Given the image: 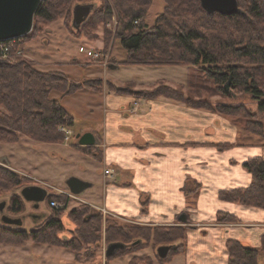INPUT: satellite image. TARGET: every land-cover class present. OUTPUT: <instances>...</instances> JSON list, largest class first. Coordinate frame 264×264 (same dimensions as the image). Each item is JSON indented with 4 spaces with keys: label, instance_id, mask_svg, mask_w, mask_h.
Returning a JSON list of instances; mask_svg holds the SVG:
<instances>
[{
    "label": "trees",
    "instance_id": "trees-1",
    "mask_svg": "<svg viewBox=\"0 0 264 264\" xmlns=\"http://www.w3.org/2000/svg\"><path fill=\"white\" fill-rule=\"evenodd\" d=\"M83 1L41 0L34 14V22L36 25L51 23L61 17L67 22L70 9ZM97 1L98 8L91 16L77 29L71 28L69 31L75 37H84V32L94 30L97 23L108 22L114 12L118 24L117 38L125 52V59L120 65L199 67L200 74L224 95H230L225 90L228 83L231 90L247 94L256 102L254 111L242 105H211L201 97L192 99L183 92L182 86L170 87L162 80L148 90L136 91L131 82L121 87L107 86L117 94L147 100L164 97L181 101L188 107L244 118L243 130L261 140L263 156L249 159L243 164L251 176L248 187L220 191L218 198L264 208V0H236L242 14L226 16L218 13L209 16L201 8L199 0H163L162 13L151 27H147L143 19L152 0ZM34 33L35 27L20 39L25 41ZM16 56L15 61L4 60L0 64V144L16 143L20 135L39 143H62L64 133L60 128H71L74 118L60 99L85 89L101 92L102 80L85 77L75 80L59 70H39L19 55ZM54 93L59 96H53ZM228 146L220 145L219 148ZM82 151L91 155L89 147ZM30 184L27 178L0 166V194L15 192ZM199 187L194 181H186L182 190L190 198ZM51 200L62 204L68 202L64 195L48 194V214L42 222L27 231L0 224V244L24 245L31 240L35 245L66 249L75 257L83 249H99L102 238L106 246L111 243L125 245L124 249L116 250L106 260L122 258L150 245L156 249L169 246L165 258L160 259L155 255V260L160 264H168L173 256L185 250L187 227L125 226L109 219L103 223L99 214L91 213L86 205H80L66 212L73 225L68 230L62 221L65 209L50 207ZM188 202V206L192 205L191 201ZM147 203L148 197L144 196L141 199L142 212ZM7 209L15 215L22 213L24 202L21 197L11 194ZM236 220L226 213L216 216L218 223H235ZM66 231L69 237L63 236ZM226 249L227 264H259L261 249L234 239L226 241ZM153 260L147 254L133 255L127 264H153Z\"/></svg>",
    "mask_w": 264,
    "mask_h": 264
},
{
    "label": "crops",
    "instance_id": "crops-1",
    "mask_svg": "<svg viewBox=\"0 0 264 264\" xmlns=\"http://www.w3.org/2000/svg\"><path fill=\"white\" fill-rule=\"evenodd\" d=\"M74 66L77 67L67 71L73 73L74 79L97 76L89 65L84 67L86 73L78 76L76 72L83 65L74 63ZM112 84L121 87L125 83ZM134 90L142 88L134 86ZM81 92L77 94L87 95ZM90 94L96 97L95 104L100 102V117L94 126L84 127L77 134L91 133L94 144L79 146L73 126L66 128L76 141L72 146L81 151L85 147L91 149L92 155L82 151L85 157L81 161L84 167L95 169L92 173L82 168V172L70 176L88 183L82 192L84 197L75 195L73 200L103 209L111 215L109 218L125 222L121 224L187 227L185 250L173 256L169 263L175 264V259L180 258L177 264H227L226 241L234 239L261 249L258 261L264 264V208L218 198L220 191L250 185L251 176L243 164L263 156L259 138L253 139L218 114L188 107L181 101L117 94L105 84L101 92ZM88 110L93 111L91 106ZM220 145L229 146L219 148ZM17 159L14 171L36 177L33 174L38 173L36 164L24 161L19 155ZM107 168L112 170L110 176L103 173ZM186 181L200 185L190 198L182 190ZM54 191L69 198L68 188L54 187ZM144 196L148 197V203L142 212ZM188 201L192 205L188 206ZM40 208L45 211V204ZM218 213L232 215L237 220L218 223ZM44 217L41 214L34 224ZM127 258L126 263L130 259Z\"/></svg>",
    "mask_w": 264,
    "mask_h": 264
},
{
    "label": "rangeland",
    "instance_id": "rangeland-1",
    "mask_svg": "<svg viewBox=\"0 0 264 264\" xmlns=\"http://www.w3.org/2000/svg\"><path fill=\"white\" fill-rule=\"evenodd\" d=\"M77 4L91 5V14L96 8H98L99 2L97 0H84L82 3ZM163 6V0H152L145 18L143 19V23L146 24L147 27L154 25L156 18L162 13ZM73 7L70 9V15L67 22L66 19H63L62 17L51 23H37V25L33 21V26L35 27V33L33 36L25 41L22 39L16 40L14 48L11 50L9 58L6 60L13 59L12 61H15L14 57H17L15 51H18V55L21 59L32 63L37 69L44 71L63 70L64 73L70 77L73 76V73L68 72L77 67L74 66V63L83 65L78 69V72H76V75L78 76H80V74L83 76L86 73L84 67L88 65L93 66L90 68L97 76H86L85 78H100L102 80V89L104 84L106 87L109 84L114 86L112 83L121 86L124 83L131 82L134 86H140L142 90H148L155 87L157 85L156 83L162 80L165 85L170 87H176L178 85L182 86L183 92L192 96V99L201 97V99H204L211 105H242L250 111L256 109V102L247 94L233 91L229 86L227 89V92L230 94L229 96L221 93L220 90L210 82V80L200 74L199 67L120 65L125 59V52L120 46L119 39L117 38L118 24L114 12H112V17L108 22L97 23L94 30H87L86 33L84 32V37L78 38L69 32L71 31V28L75 30L72 26ZM90 14L89 16H91ZM79 47L99 51L103 53L104 56L100 59V62L95 61L80 53L78 51ZM109 65L116 66V68L109 70ZM91 91L92 90L85 89L82 92L87 93V95L75 94L76 96L71 95L60 99L61 104L74 118V125L72 127L74 134L80 133L84 127L94 126L100 117V102L98 101V103L95 104L96 97L91 96L92 94L90 93H94ZM53 96L58 97L59 94L54 93ZM90 106L93 109L92 112L88 110ZM0 109H2L1 106ZM211 112L218 114L225 118L229 123L237 126L238 129L241 128L243 130L242 122L244 121V118L240 115H224L213 111ZM244 132L250 135L253 139H258L257 136H253L246 131ZM74 142L76 143L74 137H70L69 141H63L60 145L39 143L20 135L19 140L16 143L0 144V166L17 173L14 169L15 161L18 160L17 158L19 155V158L25 159L24 161H29L30 164H36L35 166L38 173L33 174L38 178L29 177L28 174H17L30 180L32 183L30 185L36 183L38 186L47 189V194H60L54 191V187L63 189L68 188L65 181L72 174H79L83 169H88V171L92 173L95 171L92 167H84L81 159L85 156H82L83 152L79 148L72 146ZM30 172L32 174V170H30ZM46 182L48 184H46ZM20 189L15 192L0 194V202L4 201L6 204L2 212L3 214L15 217L11 216L6 211V206L11 194L14 193L19 195ZM78 195L84 197L82 193ZM67 199L68 202L61 207L62 209H65L62 213V221L65 227L68 230H71L73 225L69 221L66 212L73 207L86 204L78 200H73V198ZM70 199L71 201L69 203ZM44 204L46 209L44 208L45 211L42 212L40 210L41 208L33 210L31 204L24 202V212L26 213L21 216H16L23 217L22 225L19 228L27 231L38 225V223H41L43 219L38 221L37 224H34V221L37 222L36 220L41 218V214H44L45 217L47 216L48 210L46 202L42 203L41 207H44ZM86 206L90 208L91 213L99 214L103 223L105 219H109L118 225H134L121 224L125 222L109 218L111 215L109 216L106 212L104 213L97 208L88 205ZM28 212L34 214L40 213L39 218L33 219L30 216L26 217ZM0 224L3 225L1 222ZM63 236L69 237V232L66 231ZM105 248L106 244L104 238H102L99 249L89 247L81 250L79 256L75 257L72 252L66 249L60 247H48L46 245H35L31 240H28L24 245L0 244V264H127V257L129 256V258H131V256L137 255V253L151 255L152 259L154 258L153 264H155L154 262L156 261V247H152L151 245L135 253L128 254L122 258H114L112 260H106V256L104 255ZM179 262L180 258H177L174 261L175 264Z\"/></svg>",
    "mask_w": 264,
    "mask_h": 264
},
{
    "label": "water",
    "instance_id": "water-1",
    "mask_svg": "<svg viewBox=\"0 0 264 264\" xmlns=\"http://www.w3.org/2000/svg\"><path fill=\"white\" fill-rule=\"evenodd\" d=\"M41 0H0V42L19 39L28 35L33 28L34 14ZM201 8L209 15L215 13L221 15L242 14L236 0H199ZM91 5L77 4L72 10V26L77 29L89 16ZM3 61H0V64ZM109 68L116 66L109 65ZM229 84L225 85V90ZM75 139L79 146H91L95 139L91 133L76 134ZM68 190L78 195L87 187L88 183L76 177H70L66 181ZM19 195L25 203L31 204L33 210H38L47 198V190L38 185H28L20 189ZM5 202H0V222L5 226L19 228L23 217H10L3 214ZM125 248L124 244L111 243L106 246L104 255L111 256L116 250ZM169 246H159L156 254L160 259L167 256Z\"/></svg>",
    "mask_w": 264,
    "mask_h": 264
},
{
    "label": "built area",
    "instance_id": "built-area-1",
    "mask_svg": "<svg viewBox=\"0 0 264 264\" xmlns=\"http://www.w3.org/2000/svg\"><path fill=\"white\" fill-rule=\"evenodd\" d=\"M16 40L17 39L5 41V42H0V60L3 61V60H6L9 58L10 52L14 48ZM78 51L80 53L84 54L86 57L91 58L95 61H99V62H100V59L104 56L103 53H101L99 51L89 50V49H85L83 47H79ZM18 54H19L18 51H15V55H18ZM60 131H62L64 133V141H68V139L70 137L69 130L64 128V127H61ZM103 173H104V175L110 176L112 174V170L107 168V169H104ZM66 196L69 198H74V199L76 198V196L71 194L70 192L66 193ZM62 205H65V204L59 203L55 200H51L49 202V206L53 207V208H61ZM100 210L105 213V211L103 209H100Z\"/></svg>",
    "mask_w": 264,
    "mask_h": 264
},
{
    "label": "flooded vegetation",
    "instance_id": "flooded-vegetation-1",
    "mask_svg": "<svg viewBox=\"0 0 264 264\" xmlns=\"http://www.w3.org/2000/svg\"><path fill=\"white\" fill-rule=\"evenodd\" d=\"M5 205H6V204H5ZM7 207H8V202H7V206H6V211H7L11 216H15V217H16V216H19V215L21 216V215H23V214L26 213V212L23 211L22 213H20V214H16V215H15V214L10 213V212L8 211ZM4 208H5V206H4ZM29 216H30L31 218H33V219H34V218H39V214H34V213H32V212H28V213H27V216H26V217H29Z\"/></svg>",
    "mask_w": 264,
    "mask_h": 264
}]
</instances>
